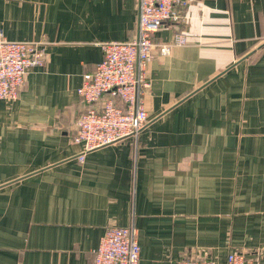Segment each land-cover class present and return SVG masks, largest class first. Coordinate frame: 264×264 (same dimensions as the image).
Segmentation results:
<instances>
[{"label":"crops","instance_id":"1","mask_svg":"<svg viewBox=\"0 0 264 264\" xmlns=\"http://www.w3.org/2000/svg\"><path fill=\"white\" fill-rule=\"evenodd\" d=\"M190 1L154 35L187 44L154 52L145 127L85 153L78 89L103 43L135 38L138 0H0L6 39L46 52L0 100V264H94L106 230L131 225L139 264H264V0Z\"/></svg>","mask_w":264,"mask_h":264},{"label":"built area","instance_id":"2","mask_svg":"<svg viewBox=\"0 0 264 264\" xmlns=\"http://www.w3.org/2000/svg\"><path fill=\"white\" fill-rule=\"evenodd\" d=\"M137 34L124 42L103 43V59L83 78L78 94L85 110L76 118L74 142L90 152L135 138L148 122L146 94L150 88L148 64L154 52L167 56L172 48L187 44L185 32L172 43L157 44L154 35L170 24L185 23L190 0H138ZM46 52L40 43H16L0 30V100L14 101L32 69H42ZM84 153V154H85ZM83 156H81L82 158ZM94 264H139L141 246L134 225L111 227L94 251ZM260 256L229 253L225 263L208 259H185L180 264H259Z\"/></svg>","mask_w":264,"mask_h":264},{"label":"water","instance_id":"3","mask_svg":"<svg viewBox=\"0 0 264 264\" xmlns=\"http://www.w3.org/2000/svg\"><path fill=\"white\" fill-rule=\"evenodd\" d=\"M249 56L246 57V59L248 58Z\"/></svg>","mask_w":264,"mask_h":264}]
</instances>
